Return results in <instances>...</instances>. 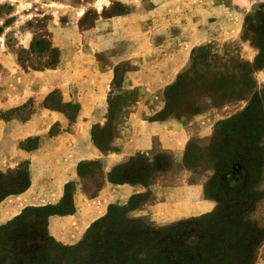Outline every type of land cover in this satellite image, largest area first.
Returning a JSON list of instances; mask_svg holds the SVG:
<instances>
[{"label": "rangeland", "instance_id": "obj_1", "mask_svg": "<svg viewBox=\"0 0 264 264\" xmlns=\"http://www.w3.org/2000/svg\"><path fill=\"white\" fill-rule=\"evenodd\" d=\"M2 6L5 7L0 11V115H6L8 119H0V171L7 174L19 165L31 162L35 151L20 148L27 139L39 138L43 147L54 141H59L60 146L69 143L73 129L67 115L46 107V99L54 92H58L55 104H78L81 111L84 99L90 108L98 105L96 111L87 113L92 115L88 119L101 121L93 124L92 134L94 127L106 125L108 101L111 96L119 95L121 89L137 90L139 96L120 115L118 129L126 116L136 111L134 107H138V102L139 106L148 108L141 119L164 122L155 120L163 117L161 112L166 107V89L177 84L178 89L172 98L176 109L168 114L166 121L176 122L180 130L187 132L188 140L178 144L181 148L176 154H172L170 148L162 147L158 140L153 141L150 150L136 154H144L151 159L158 154H166L171 160V168L159 174L156 183L149 188L150 199L128 217L142 219L156 227L188 222L229 206L222 203L217 189L220 182L229 177L227 174L223 179L219 178L218 171L229 169L234 163L236 179L239 177L242 164L240 148L244 147L248 137H239L240 128L228 131L226 128L216 129V125L253 108L254 115L244 123L243 129L257 119L262 122L263 130L258 132L261 136H257L259 144L253 155L255 158L251 159L258 169L254 178L256 182L252 183L256 191L246 194L240 203L250 208L254 202L251 214L262 237L256 264H264V64L258 67L256 57L262 49L255 47L261 45L264 49V33H261L264 29V0H0ZM218 7L222 13L218 12ZM36 20L44 21L45 27L42 28L49 34L54 47L60 50V63L55 69L36 71L23 68L18 63L17 54L11 50L30 48L33 32L39 31L40 25L29 26L28 23ZM225 26L231 36L226 40L206 42L208 36H199ZM194 31L197 34L191 40ZM178 52L181 55L189 52L185 63L179 65L174 75H168L167 80L158 79L156 72L165 71L168 59ZM117 66L129 70L125 74L123 88L114 84ZM128 74L131 75L129 78ZM156 106L162 108L154 113L152 109ZM81 111L77 121L84 118ZM51 129L63 138H51ZM120 137L118 130L111 144L112 150L105 154L120 150ZM234 141L237 146L226 152L228 159L225 161L202 158V152L193 150L190 155L196 159L193 163L197 167L186 166L185 154L190 145L207 154L209 149L215 148L216 151ZM218 142L225 145H217ZM27 145L32 147L37 145V141ZM63 152L57 150L60 153L57 160L65 161L70 156ZM136 155L107 171L102 168L100 159L87 160L90 165L83 166V171L94 177L91 184H84V192L89 196L95 195L97 189L108 182V175L115 167ZM48 164L46 161L36 163L33 168L30 166L31 179L33 173L43 184ZM137 187L139 192L135 194L146 193L143 186ZM72 189H76L75 185L70 191ZM41 200L43 197L37 203ZM198 200H212L215 208L207 212L205 209L173 215L182 207L191 209L194 206L192 202ZM128 201L109 203L105 213L87 229L83 240L74 245L56 241L48 234L47 227L42 226V220L56 209L26 211L22 218H14L12 223L0 226V264H25V257L29 261L36 260L37 254L46 249L52 250L54 259L60 255L61 246L78 247L70 264H80L81 260L84 261V244L97 243L106 233L103 225H96L102 220L105 224L109 206H125ZM46 206L35 203L27 207ZM94 224L95 227L90 229ZM54 261L58 264L60 257Z\"/></svg>", "mask_w": 264, "mask_h": 264}, {"label": "trees", "instance_id": "obj_2", "mask_svg": "<svg viewBox=\"0 0 264 264\" xmlns=\"http://www.w3.org/2000/svg\"><path fill=\"white\" fill-rule=\"evenodd\" d=\"M0 7V11L3 9ZM10 8V7H9ZM29 26L40 25L39 31L33 32V40L29 49L18 48L11 49L17 54L18 63L23 68H31L36 71L45 69H55L60 63V50L54 47L50 40L49 34L42 28L44 21L36 20L28 23ZM261 33H264V29ZM261 48L260 55L256 57V62L263 67L264 49L261 45L255 46ZM199 49L198 52H201ZM195 54V52H194ZM262 64V65H261ZM129 72L122 66L115 68L114 84L118 88H123L125 74ZM183 76H180V79ZM178 85L175 84L166 89V107L161 112L163 117L155 121H166L168 114L176 109L172 98ZM58 92H54L47 99L46 107L51 110L60 111L67 115L70 123L73 125L81 111L78 104L62 105L55 104V97ZM129 96L133 99L129 100ZM139 94L137 90L128 91L119 90V95L111 96L108 103L107 123L105 126L100 125L92 130V142L103 153L111 151L117 133L119 118L122 112L132 103L137 101ZM71 109V111H67ZM19 110V109H18ZM254 115L253 108H250L232 118L220 121L216 125V129L226 128L228 131L234 128H240L239 137L243 135L248 137L244 147L240 148L239 158L241 161L240 174L236 179L234 171V163L229 169L219 170V178L229 177L226 181H221L217 188L222 203H228L229 206L220 207L213 213L196 218L188 222H180L166 227H156L147 224L142 219L129 218L128 214L142 208L152 196L150 186L156 183L160 173L171 168V160L166 154H158L154 158L138 154L132 157L128 162L115 167L108 175V182L113 185H131L143 186L146 193L135 194L130 197L127 205L118 206L110 205L109 212L104 220L99 224H94L90 229L96 226H102L106 233L95 243L84 244V261L80 264H256L258 259L259 244L262 241L260 237L259 227L256 220L253 219L250 208L245 203H240L246 194L255 193L252 183H255L257 177V164L251 163L255 150L258 146L257 136H261L259 131L263 130L262 122L257 119L247 129H243L244 123ZM0 119H8L6 115L1 114ZM59 134V133H58ZM50 130V137L58 135ZM39 138L27 139L25 143L20 144V148L28 152L36 151L39 148ZM33 141H37V145L28 146ZM243 141V140H242ZM234 142H229L227 149L215 148L209 149L207 154L205 151L199 150L193 144L188 147L185 154V163L189 167H197L194 165L196 159L190 155L191 151L197 150L203 153L208 159L217 162L228 159L226 152L233 151L236 148ZM221 143H216L217 145ZM225 145L224 143H221ZM205 154V155H204ZM194 162V163H193ZM230 164V163H229ZM90 165V162L84 161L78 166V174L84 178H93L94 176L86 174L83 166ZM100 167V164H98ZM230 166V165H229ZM242 176V177H241ZM254 176V177H253ZM247 179V180H246ZM31 170L30 162L19 165V167L4 174L0 171V203L12 195H20L25 193L31 186ZM247 184V185H246ZM73 182L65 185L64 197L57 205H48L43 208L27 207L21 215L15 219H20L26 211H39L45 209H56L48 214L44 219V225L47 227L48 218L54 215H72L75 213L74 194L75 189L70 191L74 186ZM10 221L9 223H12ZM3 228H6L4 226ZM193 230V232H191ZM79 250L78 247L61 246L58 264H70L75 258L74 252ZM53 252L46 249L37 254L38 259L29 261L25 257V264H55L54 260L58 257H51Z\"/></svg>", "mask_w": 264, "mask_h": 264}, {"label": "crops", "instance_id": "obj_3", "mask_svg": "<svg viewBox=\"0 0 264 264\" xmlns=\"http://www.w3.org/2000/svg\"><path fill=\"white\" fill-rule=\"evenodd\" d=\"M218 12L222 13L221 7H218ZM216 12V11H215ZM208 33L200 38H206V42L213 40H226L230 34L226 31V26L223 29H216L206 31ZM227 32V33H226ZM195 31L192 32L191 40L195 39ZM204 40V39H203ZM186 52L181 55V52L176 53L171 59H168L165 71L156 72V76L160 80H167L168 75H174L178 71L179 65L186 61ZM111 76V75H110ZM128 74V78H129ZM127 80V79H126ZM128 81V80H127ZM134 107V111L126 116L125 121L119 125V132L121 137L118 139L119 151L113 154H105L98 150L92 143L91 129L93 124L101 122L100 120L93 121L88 119L92 115H87L89 112L97 110L98 105L89 107L82 101V118L72 125L73 132L70 134L69 143L60 146L59 141H54L48 147L40 144L31 156L30 166L35 167L36 163L49 161V164L44 172V179L39 181V177H35L32 173V184L30 188L23 194L12 195L0 203V226L10 222L19 216L27 206L37 205H53L59 203L64 197V188L67 183L74 182L75 184V213L72 215H54L48 219L47 232L56 241L65 245H74L83 240L84 235L90 225L99 219L107 210V205L113 202L126 203L128 199L135 193L139 192L137 186L131 185H113L106 182L103 186L97 189L95 195H88L84 192V184H91V178H84L78 174V166L80 163L91 160L100 159L102 168L110 170L114 165L126 160L130 156L137 153H142L150 150L154 140L160 141L162 147L170 148L172 154L178 153L180 150L179 143H186L188 140L187 132L180 130L176 122H147L141 119L142 114L147 111V107L139 106ZM162 107L156 106L152 112L157 113ZM156 110V111H155ZM57 117L61 115L56 114ZM121 130V131H120ZM181 131V132H179ZM62 135L56 136L61 138ZM63 138V137H62ZM75 140V143L72 141ZM167 141V142H166ZM64 151L62 154L70 155L67 160H57L60 153L57 150ZM25 155L26 152L23 151ZM28 155V154H27ZM30 167V168H31ZM31 170V169H30ZM33 172V170H32ZM182 195V193H178ZM199 197V193H197ZM43 197L41 202L37 200ZM33 201H36L33 203ZM31 202L32 204H27ZM191 209L180 208L174 212V216L181 214H188L192 212H200L206 209L211 211L215 208V202L212 200H198ZM173 213V212H171ZM168 216V215H167Z\"/></svg>", "mask_w": 264, "mask_h": 264}, {"label": "flooded vegetation", "instance_id": "obj_4", "mask_svg": "<svg viewBox=\"0 0 264 264\" xmlns=\"http://www.w3.org/2000/svg\"><path fill=\"white\" fill-rule=\"evenodd\" d=\"M35 223H37V222H35ZM41 224H42L43 227H45V225H44V219L42 220Z\"/></svg>", "mask_w": 264, "mask_h": 264}]
</instances>
